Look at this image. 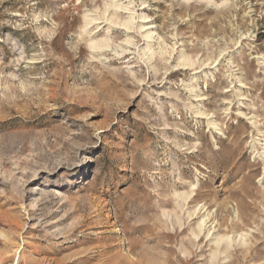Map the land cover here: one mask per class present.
<instances>
[{"label":"rangeland","instance_id":"1","mask_svg":"<svg viewBox=\"0 0 264 264\" xmlns=\"http://www.w3.org/2000/svg\"><path fill=\"white\" fill-rule=\"evenodd\" d=\"M213 262L264 264V0H0V264Z\"/></svg>","mask_w":264,"mask_h":264},{"label":"bare ground","instance_id":"2","mask_svg":"<svg viewBox=\"0 0 264 264\" xmlns=\"http://www.w3.org/2000/svg\"><path fill=\"white\" fill-rule=\"evenodd\" d=\"M141 19H144L143 17H140ZM143 28V26L141 27V29ZM149 35H150V32H147L146 34H145V38L146 39H148V38H150L149 37ZM92 47H94L95 48V46L94 45H92ZM190 65H192V64H190ZM193 191V190H192ZM186 204V203H185ZM177 209L179 210V211H181V208H182V206L180 205V203L178 204L177 203ZM204 206V205H203ZM200 210V209H199ZM173 214H175V213H173ZM213 214V213H212ZM212 214H210V212L208 213V214H206V216L204 217V219L203 220H201V223H200V226H199V228H200V232L202 231V228L205 226V223L207 224L208 222H210L212 219H211V217H212ZM164 216H166V219L168 218L170 221L172 220V219H175L174 221H176L175 223H177L176 225H178L179 226V229L181 228V223L182 222H180V217H177V216H179V215H177V216H175L174 218H173V216H172V213L171 214H167V213H164ZM203 217V216H202ZM165 220V219H164ZM169 220H167V221H169ZM182 221V220H181ZM170 223V222H169ZM173 223V222H172ZM184 223V222H183ZM214 222H212L211 224H213ZM236 225V224H235ZM237 226V225H236ZM178 229V230H179ZM198 236H196L195 238H197ZM226 238H224V237H220V238H218L217 239V242H216V248H217V250H216V252L214 253V255H213V258L215 259L216 258V256H217V254H219L222 250H226L227 248H228V245H225V246H223L222 245V242L225 240ZM192 243H194V241H191ZM225 253V252H224ZM223 253V254H224ZM188 261H190V260H188ZM218 262H213V263H211V264H217Z\"/></svg>","mask_w":264,"mask_h":264}]
</instances>
